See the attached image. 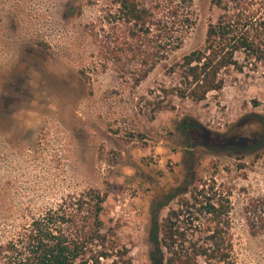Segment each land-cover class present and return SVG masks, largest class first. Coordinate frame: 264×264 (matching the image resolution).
<instances>
[{
    "label": "rangeland",
    "instance_id": "obj_1",
    "mask_svg": "<svg viewBox=\"0 0 264 264\" xmlns=\"http://www.w3.org/2000/svg\"><path fill=\"white\" fill-rule=\"evenodd\" d=\"M58 2L0 0V11L15 6L32 38L16 67L0 73V230L16 231L65 195L95 189L105 197L104 232L130 249L133 264H151V220L177 200L157 213L153 203L166 190H190L191 174L230 198L237 264H264V69L236 74L200 103L157 90L171 82L167 67L203 44L219 11L193 0L196 25L183 48L131 89L113 66L103 72L93 62L91 30L102 33L104 0H73L64 24L44 23Z\"/></svg>",
    "mask_w": 264,
    "mask_h": 264
},
{
    "label": "trees",
    "instance_id": "obj_2",
    "mask_svg": "<svg viewBox=\"0 0 264 264\" xmlns=\"http://www.w3.org/2000/svg\"><path fill=\"white\" fill-rule=\"evenodd\" d=\"M210 2L219 14L208 22L203 44L167 67L171 82L157 89L162 98L200 103L236 74L264 69V0ZM98 13L102 33L91 30L95 68L113 66L131 89L183 48L197 20L193 0H104ZM189 178L195 179L190 190H166L153 203L157 213L177 200L160 221L156 215L151 220V264H237L230 198ZM104 202L95 189L70 193L16 231L1 229L0 264H133L130 249L103 230ZM249 231L258 232L252 225Z\"/></svg>",
    "mask_w": 264,
    "mask_h": 264
},
{
    "label": "clouds",
    "instance_id": "obj_3",
    "mask_svg": "<svg viewBox=\"0 0 264 264\" xmlns=\"http://www.w3.org/2000/svg\"><path fill=\"white\" fill-rule=\"evenodd\" d=\"M72 2L73 0H60L52 5L51 14L45 15L43 22L55 26L64 24L63 12L66 7H71ZM17 19V11L11 3L6 4L0 11V73H7L14 69L20 59L23 45L32 41L30 35L21 31ZM13 22L18 26L15 30L11 28ZM50 70L57 72V65L50 66Z\"/></svg>",
    "mask_w": 264,
    "mask_h": 264
}]
</instances>
